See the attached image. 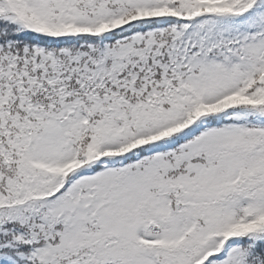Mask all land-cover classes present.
Returning a JSON list of instances; mask_svg holds the SVG:
<instances>
[{
    "label": "snow or ice",
    "instance_id": "obj_1",
    "mask_svg": "<svg viewBox=\"0 0 264 264\" xmlns=\"http://www.w3.org/2000/svg\"><path fill=\"white\" fill-rule=\"evenodd\" d=\"M0 264H264V0H0Z\"/></svg>",
    "mask_w": 264,
    "mask_h": 264
}]
</instances>
